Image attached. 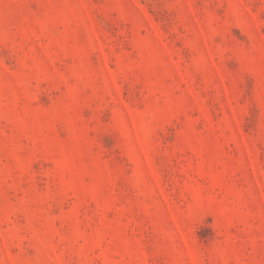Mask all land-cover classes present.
Instances as JSON below:
<instances>
[{"label": "rangeland", "instance_id": "rangeland-1", "mask_svg": "<svg viewBox=\"0 0 264 264\" xmlns=\"http://www.w3.org/2000/svg\"><path fill=\"white\" fill-rule=\"evenodd\" d=\"M0 264H264V0H0Z\"/></svg>", "mask_w": 264, "mask_h": 264}]
</instances>
